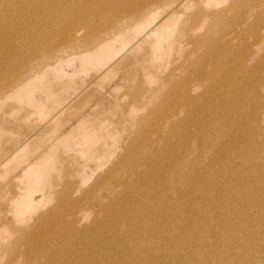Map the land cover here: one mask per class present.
<instances>
[{"label":"rangeland","instance_id":"1","mask_svg":"<svg viewBox=\"0 0 264 264\" xmlns=\"http://www.w3.org/2000/svg\"><path fill=\"white\" fill-rule=\"evenodd\" d=\"M9 1L0 0V84L14 78V70L18 80L33 82L22 95H0V264H49V258L56 264H187L197 253L202 258L190 264H228L222 256L232 253L238 264H264L258 238L264 236V112L255 119L264 110V41L245 30L255 3L230 0L235 22L191 59L183 54L190 49V18L215 0L171 1L170 9L153 10H163L158 19L169 18L159 30L152 20L88 64L67 62L71 58L58 51V66L42 49L30 56L26 44L39 46L49 37L57 16L52 19L49 6L77 0ZM262 18L258 30H264ZM199 137L202 146L195 145ZM225 153L220 167L217 158ZM39 158L35 175L42 183L35 188L28 171ZM179 159L191 164L188 176ZM67 223L79 235L49 240L44 254L48 239L35 232H66ZM244 254L250 259L242 260Z\"/></svg>","mask_w":264,"mask_h":264},{"label":"bare ground","instance_id":"2","mask_svg":"<svg viewBox=\"0 0 264 264\" xmlns=\"http://www.w3.org/2000/svg\"><path fill=\"white\" fill-rule=\"evenodd\" d=\"M11 1L12 0H10L8 2V4H10ZM74 1H76V0H74ZM171 1H174L175 2L176 0H77V2L75 4L69 3V4L64 5V6L63 5L61 6L60 3L54 4L53 6H49V12L48 13L51 15V17L54 14H57V16L54 18L55 19L54 21H51L53 24H52V26H50L49 32L47 33V35L49 37H43L42 39H40V41H38L39 42V46H37V44L34 41H32V40L31 41H28V43L26 44V46L31 51L30 56L31 55H34V54L37 55L40 52V50L42 49V50L45 51V55L49 57V60H50V58L52 60H54V61L57 60L56 63H58V66L61 65L62 59H63V57H57L56 56V52H58V51L61 52V53H66L65 55L67 57H70L71 58V59H68L67 62L68 61H73L76 58L77 59L79 58L78 60L77 59L76 60L79 61V62L81 60V62H83V63H86L87 62V64H88L91 61V56H93V55H95L97 53H100L104 48L113 46V44H112L113 42L125 40L126 38H128L130 36V33L132 31L143 30L145 28V26H147L149 23H151L152 20L153 21L157 20V24H159V25H157L158 27L156 26L157 27L156 30H159L160 28H162L164 26V24H166L169 21V18H167L165 20L166 17L165 16H162L160 19H158L159 18V14L164 13L163 10H157L155 12H153V10H155V9H170V2ZM234 1H235L234 2L235 4L242 1L245 5L246 4H249V3H255V6H254L255 13L252 16V18H253L252 19V21H253L252 22V25L250 27H246L245 30L247 32V35L252 36L253 38L252 37L251 38L253 40H255L256 42H259L260 43V42L264 41V30H262V29H259L258 30V26L263 21V18L262 17L264 15V9L259 10L257 8L260 5H264V0H234ZM115 2H117V3L115 4ZM220 3H226V6L227 5H229V6L228 7L225 6L226 8L225 7L222 8V7H219L220 6L219 5ZM199 9H201V10L204 9L205 11L203 13L199 14V15H194V16H192L190 18V23L193 24V26H192L191 29H193L192 32L194 34L192 33V35H190L189 38L186 39V40H188V43L190 44V47H188L190 49L188 51H186L187 47H186V49L184 48V51L185 52L183 53L184 55L189 56L190 59L193 57L194 51H195L196 48H198V47L206 48L207 45L212 44L216 40L217 37H220L221 36V34L224 31L225 26H226V24L228 22H235V19H233L232 17L235 16L236 13H233L232 12V14L229 15V12L231 11V9H233L231 7V5H230V0H215L214 3H210V2L207 1L206 4H201V7H199ZM236 9H238V7H236ZM243 17L245 19V17H246V14L245 13L243 14ZM52 19H53V17H52ZM253 24L255 26H253ZM153 27H154V24H153V26L151 28H153ZM197 30H204V31L202 33H197ZM183 32H184V30H183ZM55 35H58V36L55 38L54 37ZM83 52H86V53L83 54L82 56H80ZM71 63L73 64V62H71ZM14 72H16V75H15L16 77L14 76V78H12L11 80H6V84H4V85L0 84V95L6 93L7 91H13L16 94L22 95V94L25 93L26 90H28L30 88V86H31V84H32L33 81H31L30 78H27V79H21L20 78V80H18L19 79L18 77L20 76V74H19L20 72H18V70H16V71L14 70ZM0 75H1V73H0ZM227 75H229L231 78H235L230 73H228ZM18 81H19V83H17ZM23 90H25V91L22 92ZM248 96L250 98H252V94L251 93H249ZM263 112H264V110L261 111V113L255 118L256 121L257 120H260L262 118V115L261 114ZM211 137H212V139L219 140L220 135L217 134V133H214ZM202 142H203L202 138L199 137L198 140L195 142V145L196 146H202L203 145ZM260 142H263V139L262 140H257L255 142V144L258 145V146H260L261 145ZM218 144H214L213 146H215V145L217 146ZM208 151L210 153H212V152H214V148H211ZM226 159H227L226 153H225L224 156H219L217 158V162L219 163L220 167H224L225 162H226ZM41 161L42 160L39 158V160L35 162L34 167H32L28 171V174H30V173L33 172L34 175H35V173L40 172L39 171V168H40ZM246 162H247V160H243V163H246ZM176 163H178V166L187 165L188 169H187L186 176H188V172H189V169H190V165L191 164H189V165L186 164L182 159H179ZM192 163H193V161H192ZM141 165H142V163H141ZM127 168H129L128 165H127ZM206 181H207V183L209 185L213 186L214 180H206ZM34 183L36 184V186H34L35 188L40 187V185L42 183V176L41 175H35ZM242 184H243V187L244 188H248L249 187V183L247 181H245V180L243 181ZM189 185H192V181H190L188 183V186ZM204 187L205 186L203 184L197 185L196 191H197V189L204 188ZM191 188H192V186H191ZM185 193H187V192H185ZM185 198H186V196H185ZM177 199H178V202H179V198H177ZM181 200H182V196H181ZM31 201H33V200L30 198V202ZM68 201H69V199H67L66 202H68ZM174 205H177V204H174ZM187 206H185V207L188 208ZM190 206L191 205H189V209H190ZM181 208H183V206ZM181 208H179L178 210H180ZM199 208L202 210V208L200 207V205H199ZM231 210H232V207H231ZM174 211L176 212V210H174ZM203 211H204V209H203ZM236 215H238V214L236 213ZM193 216H195V215H193ZM213 216H215V215H213ZM236 217H238V216H234V219ZM240 217H241V215H240ZM212 218H214V217H212ZM215 218H216V216H215ZM202 220H203V218H202ZM205 220H207V219H205ZM222 220H225V219H222ZM222 220H220V222ZM240 221H241V219H240ZM205 223L208 224L207 222H205ZM223 223H224V221H223ZM225 224H226V222H225ZM65 226H67L68 231L66 230V232H64V231H61V230H57L56 232H54L51 235L48 234L47 231H45V230L42 231V232H35V230L38 228V225L34 226L31 229V231H33V233L35 232L34 235H37L39 238H43V241H44L45 238L48 239V240L44 241L43 244L41 245V250H42V252L44 254H46V252H47V249L48 248L45 247V245L47 244V242H50L49 240L55 239L56 237L59 238V237H61V235H63V233L70 234L73 237L79 235V232H77V230L74 228L73 223H67V224H65ZM150 226H152V225H150ZM150 226H148L147 228H149ZM219 226H221V224ZM235 226H237V224ZM242 226L243 227L244 226L247 227V225H242ZM183 227H184V225H183ZM227 227H229V226H227ZM234 228H235L234 230H236V227H234ZM187 229H189V228L187 227ZM187 229H186V231H187ZM208 229H209V227H208ZM212 229H215V228L213 227ZM219 229H217V230H219ZM244 229H245V227H244ZM229 230H230V228H229ZM150 231L151 230H149L148 233H150ZM184 231H183V233H184ZM225 231L226 230H224V232ZM244 231H242V232H244ZM227 232H228V229H227ZM30 233H32V232H30ZM72 233H74V235ZM190 233H192V231ZM209 233H210V230H209ZM146 234H147V232H146ZM146 234H145V237H146ZM231 234H234V232H232ZM243 234H245V233H243ZM154 235H151V236L154 237ZM117 236H119V235H117ZM136 236H137V234H136ZM142 236L144 238V235L143 234H142ZM214 236H215V234H214ZM234 236H235V234H234ZM19 238H20V236H19ZM89 238H90V236H89ZM194 238H196V237H194ZM235 238H237V237H235ZM258 238L264 243V236H262V237L259 236ZM21 239L22 238H20L18 241L21 242L22 241ZM95 239H96V237H95ZM149 240H151V238ZM98 241L100 242L101 240H98ZM107 241L110 244V243H112L114 241V239L113 238H108ZM183 241H185L187 245H189V243L192 242L191 239L189 238V235L186 236L185 239L183 238ZM94 242H96V241H94ZM150 242L152 243V241H150ZM215 242L217 243V240ZM235 242H237V241H235ZM235 242H233V243H235ZM242 242H241V245H244V244H242ZM91 243H92V241H90L89 244H87V246L90 247L91 250L92 249L93 250L96 249L94 247V245L91 246ZM102 243H104V242H101V244ZM143 243H144V240H143ZM160 243L161 242L157 243L158 245L156 246V248H159V244ZM233 243L231 245H229V246L232 247ZM140 244L142 245V241H140ZM153 244L152 245L150 244V247H147L148 250H150L152 253H154L155 252V249H156V248H154ZM146 245L147 244H146V241H145V246ZM235 245H237V243ZM145 246H143V247H145ZM147 246H149V245H147ZM218 246H220V245L218 244ZM211 247H212V245H211ZM249 247H251V246H249ZM99 248H100V246H99ZM139 248H140V246L138 247V249ZM84 249H83V251H85ZM182 249H184V248H182ZM182 249H181V251H182ZM91 250H89V251L91 252ZM247 250H248V248H247ZM141 251L142 250H140V253H141ZM214 251H215V249H214ZM250 252H251V249H250ZM240 253H241V251H240ZM232 254H233V256H235L234 253H232ZM155 255L153 254L152 256L154 257ZM158 255H159V251H158ZM238 255H239V253H238ZM233 256H225V257L222 256V261H226V263H228V264H230V263H233V264L236 263V264H238L237 263V259H236L237 256L234 257V258H233ZM238 257H240V256H238ZM144 258H145V256H144ZM201 258H202V256L197 253V254L193 255L192 258L187 259V264H190L191 259L192 260H200ZM248 258L250 259V257H248L247 255H245V254L242 255V260H246ZM257 258H259V257H257ZM44 259H45V257H44ZM46 259H47V257H46ZM46 259L45 260L40 259V261L42 260L41 262L45 261V263H46V261H48V259L47 260ZM147 259H150L151 260V256L150 255L147 256ZM158 259L160 260V257ZM180 259H182V258H180ZM94 261H96V260H94ZM37 262H38L37 264H40L39 263V260H37ZM48 262H49V264H56L54 262V260L53 259H50V258H49V261ZM153 262L154 261L151 260V263L152 264H154ZM156 264H158V263H156ZM159 264H160V261H159Z\"/></svg>","mask_w":264,"mask_h":264}]
</instances>
